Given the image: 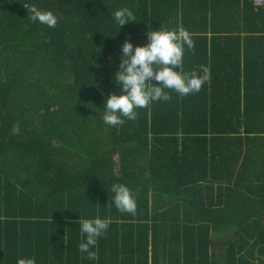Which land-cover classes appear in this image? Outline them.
Listing matches in <instances>:
<instances>
[{
    "label": "trees",
    "instance_id": "1",
    "mask_svg": "<svg viewBox=\"0 0 264 264\" xmlns=\"http://www.w3.org/2000/svg\"><path fill=\"white\" fill-rule=\"evenodd\" d=\"M256 1L0 0V264H264ZM25 5L53 11L56 27L31 21ZM125 7L137 20L119 28ZM161 26L192 34L183 70L207 66L208 80L104 124L123 43L145 44ZM121 183L136 194L135 215L113 203ZM96 216L111 224L91 261L76 221Z\"/></svg>",
    "mask_w": 264,
    "mask_h": 264
},
{
    "label": "clouds",
    "instance_id": "2",
    "mask_svg": "<svg viewBox=\"0 0 264 264\" xmlns=\"http://www.w3.org/2000/svg\"><path fill=\"white\" fill-rule=\"evenodd\" d=\"M29 19L49 28L56 27L57 15L36 5H25ZM119 28L125 23L136 21L134 12L129 8L116 10L113 16ZM148 42L134 44L126 40L121 48L120 66L114 80L120 86L119 94H112L105 100L102 120L109 126L124 123V118L133 120L137 110L147 108L153 102H167L172 99L170 91L179 96L199 92L209 78L207 66L199 72L183 70L184 56L194 47L192 34L182 28L160 27L146 32ZM155 80L157 83H153ZM113 203L122 213L136 214L137 199L134 191L126 184L112 186ZM80 234L83 237L79 252L86 254L88 260L99 259L96 248L98 239L106 233L111 224L109 218L96 216L92 219H79ZM17 264H36L35 258H19Z\"/></svg>",
    "mask_w": 264,
    "mask_h": 264
},
{
    "label": "crops",
    "instance_id": "3",
    "mask_svg": "<svg viewBox=\"0 0 264 264\" xmlns=\"http://www.w3.org/2000/svg\"><path fill=\"white\" fill-rule=\"evenodd\" d=\"M252 163H254V162H252ZM262 178H264V177H262ZM226 182H227V187H231L230 185H231V182H229V181H227L226 180ZM231 188H234V187H231ZM156 196V195H155ZM158 197V196H157ZM156 208V209H155ZM159 208V209H158ZM153 210H155L156 212L157 211H161V208L160 207H158V206H155V207H153ZM182 211H188V212H191V211H199V208H195V209H192V208H187V209H184V208H182Z\"/></svg>",
    "mask_w": 264,
    "mask_h": 264
},
{
    "label": "rangeland",
    "instance_id": "4",
    "mask_svg": "<svg viewBox=\"0 0 264 264\" xmlns=\"http://www.w3.org/2000/svg\"><path fill=\"white\" fill-rule=\"evenodd\" d=\"M157 198H159V197H157ZM221 243H222V242H220V244H221ZM225 243H226V242L222 243V246L219 245V247H218L217 253L220 255V257L224 256L223 251H224V248H225Z\"/></svg>",
    "mask_w": 264,
    "mask_h": 264
},
{
    "label": "built area",
    "instance_id": "5",
    "mask_svg": "<svg viewBox=\"0 0 264 264\" xmlns=\"http://www.w3.org/2000/svg\"><path fill=\"white\" fill-rule=\"evenodd\" d=\"M256 2L258 5H264V0H257Z\"/></svg>",
    "mask_w": 264,
    "mask_h": 264
}]
</instances>
